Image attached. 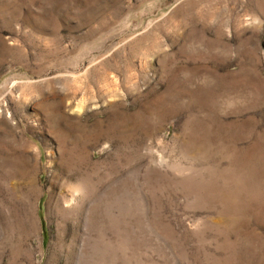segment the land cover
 <instances>
[{
    "label": "rangeland",
    "instance_id": "1",
    "mask_svg": "<svg viewBox=\"0 0 264 264\" xmlns=\"http://www.w3.org/2000/svg\"><path fill=\"white\" fill-rule=\"evenodd\" d=\"M0 264H264V0H0Z\"/></svg>",
    "mask_w": 264,
    "mask_h": 264
},
{
    "label": "bare ground",
    "instance_id": "2",
    "mask_svg": "<svg viewBox=\"0 0 264 264\" xmlns=\"http://www.w3.org/2000/svg\"><path fill=\"white\" fill-rule=\"evenodd\" d=\"M71 201V200H70Z\"/></svg>",
    "mask_w": 264,
    "mask_h": 264
}]
</instances>
